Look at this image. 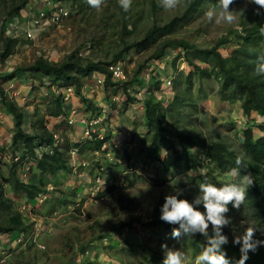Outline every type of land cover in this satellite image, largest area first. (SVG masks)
<instances>
[{"label":"rangeland","instance_id":"rangeland-1","mask_svg":"<svg viewBox=\"0 0 264 264\" xmlns=\"http://www.w3.org/2000/svg\"><path fill=\"white\" fill-rule=\"evenodd\" d=\"M184 1L175 0V7L165 8L162 6L163 0H132L131 7L124 11L120 6L121 0H101L99 6H94L92 0H41L46 7L48 2L60 3L69 11V16L59 27L48 29V32L38 41H35L36 38L33 36L32 39L23 37L26 20H20L21 37L18 38L11 56L12 61L15 58L14 68L29 66L40 56H50L51 51L56 52L53 54L55 57L64 59L75 49L83 52L84 60L108 61L123 46V42L141 39L151 25L164 24L173 17H181ZM28 5L31 6L30 0ZM262 5H264V0H241L235 5H229L231 10H235L234 15L236 16L233 24L229 25L223 20L217 22L215 17L210 21L207 13L219 7L206 3L204 8L193 16L180 19L170 36L186 38L204 46L212 45L231 29L251 23ZM8 13V0H0V23ZM124 23L127 25L125 34L123 33ZM155 47L132 49L119 61L125 66L128 75L126 83L122 86L128 88V85L135 79V71L142 66L140 72L142 82L148 85L157 79L156 76H159L160 90L157 93L166 102H170L173 92L171 83L168 85L166 80L173 79L170 76L174 72L171 62L179 50L166 51L160 61H148ZM233 47H235L233 43L223 45L220 47V52L224 56L228 55ZM1 50L2 40L0 38V53ZM176 65L179 70L183 69L185 72L191 69L181 60H178ZM158 69L160 73L157 72ZM203 86L207 98L198 100V92L194 87L193 95L196 97L195 102L198 106L191 109L185 107L180 110L177 114L180 118V126L193 134L205 137L208 141H222L232 151L243 153L240 128L244 122L239 104L234 101L219 100L216 80L203 82ZM188 112L186 117L184 114ZM12 153L11 147L0 149V177L9 176L13 168L12 162L3 157L12 155ZM192 154L200 160L203 159V156L196 150ZM109 160L114 161V158L109 156ZM97 169L101 172L105 170L106 173L108 172L104 166ZM32 170L33 173L36 171L33 167ZM195 174L196 172H186L183 169H176L166 174L161 164L155 160H152V164L147 161L139 163L135 158L127 161L126 165L120 167V172L115 175L118 178L117 181H113L111 186L106 187L96 202L92 200L87 203L86 200L79 202L71 192L63 191L64 196L60 201L51 197L42 206L37 207L36 214L54 218L53 221L48 222L53 228L52 233L41 238L45 249L27 246L14 250L9 248L10 245L2 244L9 256L0 264H76V259H79L85 250L92 262L82 261L79 264H162L165 251L161 247L162 244L183 251L188 257V264H195V257L199 253H192L189 250L190 247L184 245L185 239L182 233L178 239H174L172 232L160 233L148 226L161 198L164 199L166 195L175 193L177 189L181 190L183 198L190 201L199 195V192L191 187V177ZM102 177H109V175L105 174ZM232 178L230 174L219 172H212L209 176V180H216L219 183ZM3 188L6 196L14 198L15 208L18 209L19 203L16 201L18 193L13 192L7 184H4ZM128 199H132L129 204L130 208H120V204L128 202ZM75 202H79L83 207V214L69 213L68 207ZM35 203L34 200L31 201V205ZM200 210L203 211L202 205ZM226 215L230 217L231 222L223 230H226L225 235L229 239L242 235L250 226L257 228L255 236H264V228L253 222L249 215L245 219L239 215ZM125 222L130 225L120 231L116 230ZM209 230H211V225ZM98 235H105L107 240L98 238ZM4 237L6 236L3 235V240ZM135 241L142 244L145 249H133L130 244ZM91 245L99 246L92 248ZM2 256L0 253V259Z\"/></svg>","mask_w":264,"mask_h":264},{"label":"trees","instance_id":"trees-1","mask_svg":"<svg viewBox=\"0 0 264 264\" xmlns=\"http://www.w3.org/2000/svg\"><path fill=\"white\" fill-rule=\"evenodd\" d=\"M28 2L29 0H8L9 13L3 17L0 23L1 59L11 55L18 42L17 37L6 33L7 23L13 15H20ZM239 2L241 0H233L231 5ZM206 3H210L213 7H219V0H185L181 17H173L164 24L151 25L141 39L123 42V46L108 61L84 60L78 55L79 50L75 49L60 62H53L40 56L31 65L15 68L10 74L0 76L1 101L14 115L12 147L16 149L21 144L26 149L23 158L29 155L36 159L33 166L36 171L32 172L28 182L20 181L17 174L18 165L15 163H12L13 168L8 177H0V218L2 219L0 220V232L27 231L22 215L15 208L14 200L5 194L4 184L9 185L13 192L21 193L28 200H32L44 189L46 183L57 184L58 176L64 173L67 168L66 148L60 145L52 146V133L45 127H41L40 133L26 131L23 126L22 112L11 101H7L1 84L20 71L31 72L53 82L60 81L64 87L73 84L78 76H86L98 71L104 74L105 82L109 83L111 81V73L108 70L110 64L123 59L132 49H149L152 46L156 47L148 57V61L151 62L162 60L168 50L178 49L179 52L171 62L174 72L170 76L173 79L168 78L173 92L171 101L166 102L157 93L160 90L159 76H156L157 79L148 84V94L143 98L149 156L161 164L166 174L176 169L196 172L191 177V187L197 192L205 180L218 186L232 181L234 178L219 183L216 180H209V176L212 172L230 174L231 169L237 167L235 161L239 158L242 161L239 166L240 177L235 179L239 182L247 176L252 184L248 187L246 198L240 207L233 208L230 203L227 214L229 216L239 215L243 219L249 215L253 222L264 228V72L260 71L264 67V6L258 9L251 23L231 29L212 45L204 46L186 38L170 36L180 19L193 16L203 9ZM123 33H127L126 23L123 24ZM229 43L235 44V47L228 55L224 56L220 52V47ZM178 60L186 63L191 69L188 72L183 69L179 70L176 65ZM141 70L142 66L135 71L134 81L137 83H142ZM211 79L218 82L219 100L234 101L239 104L244 122L240 128L243 153H236L222 141H208L205 137L193 134L180 126V118L177 117L180 110L185 107L191 109L198 106V103L195 102L196 97L193 95L194 87L198 92L197 99L203 100L207 98L203 82ZM188 114L189 112L184 115L187 117ZM104 140L91 139L86 143L91 145L90 148L99 150ZM44 146L52 147L51 152H43L38 157L36 149ZM75 146L80 145L77 143ZM161 147L168 150L169 155L166 159H161L158 154ZM194 150L203 156L202 160L192 154ZM203 169L207 171L203 172ZM131 201L132 199H128V202L120 204V208L129 209ZM163 203L164 199L161 198L153 211L148 226L151 229L155 228L160 233L163 231L172 232L173 228H178L179 225L166 223L159 218L160 207ZM129 225L128 222L122 223L116 230L120 231ZM208 231L211 235V230L208 229ZM225 233L226 230H223V234ZM182 234L185 239L184 245H188L192 253H199L206 238L199 233L185 235L182 232ZM98 238L107 240L105 235H98ZM255 238L264 240V236H255ZM233 239L228 238V244L223 247L232 264H235V261L240 258V245L233 244ZM130 246L133 249H145L137 241ZM91 247L94 246L91 245ZM151 258L156 259L157 257ZM246 264H264V247H259L255 253L249 252Z\"/></svg>","mask_w":264,"mask_h":264},{"label":"crops","instance_id":"crops-1","mask_svg":"<svg viewBox=\"0 0 264 264\" xmlns=\"http://www.w3.org/2000/svg\"><path fill=\"white\" fill-rule=\"evenodd\" d=\"M30 1L31 6L28 5L23 9L19 16L13 15L12 19L16 20L19 25L20 20H26L24 30L30 31L32 35L31 37L23 35V37L32 39L33 36L36 38L35 41H38L41 36L48 32V29L55 28V25L52 23H45L40 26L31 24L32 15L35 16L41 10L48 9L41 0ZM21 32L18 33L17 38L21 37ZM54 53L56 52L51 51L50 56L44 55V58L48 57L47 59L53 62L63 60V57H55ZM12 54L8 56L11 67L4 68L0 76L8 75L15 69V58L12 61ZM157 72L160 73V69ZM1 85L7 101H11L22 112L23 126L26 131L40 133L41 127H45L49 132L55 133L60 138V146L66 148L67 168L64 173L58 176L57 184L49 182L55 187L52 191V197L64 196L63 191H66L71 192L79 202L84 200L86 203L90 200L95 202L90 197V193L93 189L94 178L100 174L98 167L104 166L108 170L106 173L104 169L105 171L101 173L109 175V177L103 178L106 188L111 186L113 181H117L118 178L115 175L120 172V167L125 166L127 161L135 158L139 163L147 161L152 164L148 150L147 123L143 105V98L148 94V85L145 83L139 84L133 81L126 88L112 79L109 83L105 82L104 74L95 71L86 76H78L77 80L70 85L73 87V93L67 98H65L66 94L60 81L53 82L46 77L40 78L27 71L17 72L16 75ZM73 110L75 111V121L69 124L68 119H70ZM103 110L104 118L100 128L106 140H104L105 143L103 142L101 149L97 150L90 148L91 145L86 143L87 140L83 137V124L80 119L84 116L92 117ZM13 125L14 115L0 97V149L11 147L14 152L15 149L11 142ZM77 143L80 145L78 146L80 157L89 160V165L80 167L74 173L68 167V158L70 149L76 147ZM109 156L113 157L114 161H110ZM3 158L7 159L6 156ZM33 166L34 164L31 165V174ZM18 172L17 174H19ZM10 198L14 200V198ZM25 198L24 195L18 193L16 201L19 204L24 200L29 201ZM85 251L82 252L79 259H76L78 264L82 261H91Z\"/></svg>","mask_w":264,"mask_h":264},{"label":"clouds","instance_id":"clouds-1","mask_svg":"<svg viewBox=\"0 0 264 264\" xmlns=\"http://www.w3.org/2000/svg\"><path fill=\"white\" fill-rule=\"evenodd\" d=\"M101 0H92L94 6H99ZM132 0H121V7L127 11L131 7ZM233 0H219V8L210 10L207 15L211 21L215 17L231 25L236 20L235 10H231L229 5ZM162 6L165 8L175 7V0H163ZM264 6V5H262ZM264 72V67L260 69ZM161 159H166L168 150L161 147L159 149ZM237 167L230 171V176L234 179L222 185L205 180L199 188V195L191 201L181 196V190L173 194L166 195L164 203L160 207V219L166 223L179 225L173 228L172 237L178 239L183 232L185 235H195L199 233L206 238L201 251L195 257V264H232L227 256L224 245L228 244L227 235L223 234V228L230 224L231 219L226 214L229 212V204L233 208H239L246 198L247 189L252 181L245 176L242 181L237 182L235 178L240 177V165L242 161L238 158L235 161ZM149 187V186H148ZM147 190V189H146ZM203 206V211L200 206ZM211 225V235L209 226ZM257 228L247 227L242 235L234 237L232 243L240 245V258L235 264H246L249 259V252L255 253L259 247H264V240L255 238ZM161 247L165 250L162 264H188L186 254L177 249L169 248L166 244Z\"/></svg>","mask_w":264,"mask_h":264},{"label":"built area","instance_id":"built-area-1","mask_svg":"<svg viewBox=\"0 0 264 264\" xmlns=\"http://www.w3.org/2000/svg\"><path fill=\"white\" fill-rule=\"evenodd\" d=\"M46 9L48 10H41L39 14L31 17L30 23L35 26L44 25L45 23H52L55 26L59 27L62 22L69 16V11L66 9L65 6H62L60 3H47ZM20 25L19 23L14 20L10 19L6 26V33L11 34L13 37H16L19 31ZM24 33L27 37H31L32 33L28 30H24ZM78 55L83 57V52L79 51ZM10 58L6 57L3 59H0V75L3 73L4 68L11 67L10 65ZM108 70L111 73V79L120 85H123L127 79V70L125 69V66L121 62L112 63L108 66ZM166 83L169 85L170 81L167 79ZM63 89L65 91V98L67 96L71 95L73 93V87L63 86ZM75 111H71V117L68 119V123L71 124L75 121ZM103 115L104 110L99 111L96 115H93L92 117H86L84 116L82 119H80V122L83 124V137L85 140H104L105 136L102 132L100 125L103 121ZM53 136V144L52 146L56 147L61 144L60 138L55 134L52 133ZM105 143V142H104ZM103 143V144H104ZM52 147L50 146H44L41 148L36 149V154L38 157L41 156L43 152H51ZM25 147L23 145H19L18 148L14 150L12 155H7L6 158L11 161L12 163H15L18 165V176L20 181L26 183L28 182L31 174V165H33L36 162V159L26 155L23 158V153L25 152ZM99 153V152H98ZM97 155V152H96ZM108 157V155H107ZM89 165V160L83 159L80 157V149L78 146L73 147L69 151V158H68V167L73 171L74 173L78 171L80 167H86ZM102 170V167H101ZM102 172L100 171V174L97 175L94 178V185L93 189L90 193V197L93 199V201H97L99 195L104 191L105 185L104 180L102 177ZM55 189V187L49 183L45 186V188L39 192L32 200H34L36 203L34 205H31V201L24 200L20 202L18 205V211L22 215V218L24 220V224L27 226V231H17V232H0V253L2 258L0 259V263L6 261V258L9 256V254L6 252V248L4 247L6 245H10L9 248H13L14 250H20L22 248H25L27 246H34L38 249H45V245L42 243L41 238L50 235L52 233V226L48 222L53 221L54 218L46 216V215H38L35 213V209L39 206H42L45 202H47L52 197V191ZM54 197V196H53ZM63 196L56 195L54 198L57 201H60V199ZM69 213L75 214L76 212L84 213L83 207L80 205L79 202H75L71 205V207H68ZM3 235L6 237L3 238ZM13 235V236H12ZM8 242L9 244H7ZM2 244H5L4 247H2ZM88 253V252H86Z\"/></svg>","mask_w":264,"mask_h":264}]
</instances>
